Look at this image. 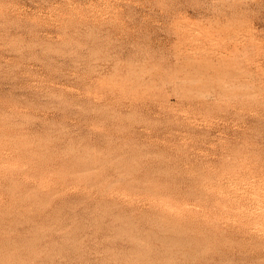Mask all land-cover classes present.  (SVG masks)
<instances>
[{
	"label": "rangeland",
	"instance_id": "374dc122",
	"mask_svg": "<svg viewBox=\"0 0 264 264\" xmlns=\"http://www.w3.org/2000/svg\"><path fill=\"white\" fill-rule=\"evenodd\" d=\"M170 263L264 264V0H0V264Z\"/></svg>",
	"mask_w": 264,
	"mask_h": 264
},
{
	"label": "bare ground",
	"instance_id": "6f19581e",
	"mask_svg": "<svg viewBox=\"0 0 264 264\" xmlns=\"http://www.w3.org/2000/svg\"><path fill=\"white\" fill-rule=\"evenodd\" d=\"M165 230V229H164ZM124 231V230H123ZM123 233V232H122ZM122 235V234H121ZM159 238V237H158ZM160 239V238H159ZM134 241V240H133ZM157 241V240H156ZM178 245H182L179 241L178 242H176ZM176 243L175 242H173V245L175 244L176 245ZM189 243V242H188ZM169 244V243H168ZM174 245V246H175ZM178 245H176V246H178ZM172 246V245H171ZM146 247H147V245H146ZM181 247V246H180ZM170 248H172V247H170ZM179 248V247H178ZM175 250H176V247H175ZM180 252H181V250L180 249H178ZM178 250H176V251H178ZM171 251V250H170ZM183 251V250H182ZM194 251V250H193ZM146 252V251H145ZM164 252H165V249H164ZM172 252H174V251H171V253L169 254V255H172ZM196 252V251H195ZM168 253V252H167ZM137 254V253H136ZM174 254V253H173ZM141 255V254H140ZM145 255V254H144ZM163 255H165V254H163ZM149 256V255H148ZM185 256V255H184ZM141 257V256H140ZM154 257V256H153ZM152 258V257H151ZM136 260V259H135ZM149 263V262H148ZM171 264V263H170ZM187 264V263H186Z\"/></svg>",
	"mask_w": 264,
	"mask_h": 264
}]
</instances>
